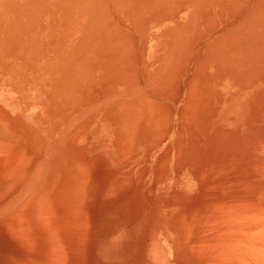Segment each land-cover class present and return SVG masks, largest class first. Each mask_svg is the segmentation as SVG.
Masks as SVG:
<instances>
[{"label": "rangeland", "instance_id": "obj_1", "mask_svg": "<svg viewBox=\"0 0 264 264\" xmlns=\"http://www.w3.org/2000/svg\"><path fill=\"white\" fill-rule=\"evenodd\" d=\"M1 1L4 2L5 0H0V13L2 12L0 18L2 17L1 19L4 22L1 24L2 38L4 32L9 31L8 27L12 24L11 22L14 21L11 26V38L9 35L8 38L6 37L8 31L5 35L6 38L4 37L8 41L10 39L11 41L23 40L17 38L21 35L22 30L19 31L15 28H21L22 26L34 34L33 41L36 40L35 43L42 44L38 47L40 50H59L58 44L61 41L60 28L62 25H60L61 16L58 13L60 6H58L59 2L57 0H53L54 3L52 0H48V12H45V7H38V2L35 0H6L3 5ZM27 1L35 2L30 3ZM28 3L31 5L37 4L36 6L39 8H36L35 5H33L35 8L31 7L32 10L36 11L37 9V14H27L32 17L30 21H28L27 18L29 17L27 15L22 16L19 14V16L16 13L22 5L27 4V7H30L31 5ZM93 5H95V2ZM97 6H95L96 9ZM98 9V14H100ZM104 13L100 15L103 16ZM15 14L19 17V20L17 18L18 22L23 17L22 22L16 23L19 27L15 25L17 17ZM105 15L107 14L105 13ZM26 20L27 22H25ZM13 25L15 30L12 28ZM164 28L161 25L157 27L155 25L149 26L145 31V33H149V39H147V42L145 41L146 43L143 42L145 39L141 38L140 32L110 30L112 34L109 35L113 36L111 43L113 44L116 41L118 43L116 46L120 48H116L120 57L118 60L114 59L117 63L115 61L110 63V66L114 64V69L111 67V69L109 68L111 71L105 69V63H99L101 60L99 51H94L93 58L81 64H84L82 67L85 69V64L88 63L89 66H87L86 72L81 71V65L78 64L80 65V72H77L79 74L75 75L73 71L70 73H74L78 79L75 81L77 83L74 80L69 81L73 79L74 75H71L72 77L69 76L71 78L68 79L69 82L65 81L62 84L64 86H61V88H67L66 86L69 87V85L70 87L72 85L80 86L77 90L76 87H71L77 92L70 89L71 94L74 92L76 96L75 94L72 96L68 91L70 98L67 96L68 93L65 90H69V88L60 90V87H52L51 91L56 90L57 92L43 93V95L40 93L39 103L36 106L33 105L24 113L22 121H18V129L24 134L27 145L24 144L23 148L19 149V147H15L17 142L13 139L12 141L7 137L4 138V141L0 139L2 142L1 147L8 146V149L7 146L6 148L0 147L1 212L6 210L2 208V205L7 207L8 204H5V202L12 201L26 181L27 183L36 182L38 177L33 178L35 177L33 173L36 171L39 176L45 166L47 169L44 168L45 171L43 170V172L48 173L44 174L42 181L39 180V177L37 184L42 182L39 184L42 185L40 196H42V193L44 195V192L47 196L46 193L49 192V197H47L49 199L44 196L43 198H46L45 201H49L51 204V208L47 207L45 201L43 200L44 203L42 204L41 200V204L37 205L36 209L28 214L29 226L16 224L15 211L11 212V215L9 213L12 209L11 206L7 207L6 211H8V208L10 209L8 213L3 212L4 216L0 212V264H232L231 262L227 263L228 259L225 258L228 251V245L226 244L235 241L231 237L233 234L228 225V220L233 221V223L230 222L231 227L233 224L235 227L237 225L239 227L240 222L235 220L244 218L241 215L249 209L254 188L257 187L258 171L253 142L244 141L246 140L245 133L234 122L230 123L228 121L226 125H215L212 128H210L211 126L205 127V124L208 123L206 118L212 106L210 104L209 86L206 84L207 82H205L206 85L203 83L205 81L204 77H202V82L201 74L197 71L199 69L197 61L200 60H197L199 55L197 46L198 49L196 47L193 49L194 46L190 48L192 54L188 48V50L185 49L186 54L189 51L190 56H195L193 59L191 58L192 60L189 55L184 53L181 54V56L183 55L180 58L181 60L176 61L179 64H177V67H173L175 71L172 69L176 80H172L174 77L172 74H170L173 76L172 78L169 75L170 77H163L166 78L163 80L162 76L166 72L158 75L160 73L157 72L159 68L163 69L162 66L159 67L161 61H158V58L168 50V48L165 50L166 41L159 38ZM5 29L7 30L5 31ZM8 41L4 40V42ZM52 43L53 45L49 46ZM143 46L146 50L142 49ZM115 47L112 48L115 49ZM38 48L37 50H39ZM142 53L145 54L142 55ZM58 63L53 61H29V63L23 61L19 64L25 65V69L23 65H20L24 76L30 77L44 71L49 75L47 79H57L60 76L57 71L58 66H60V63ZM115 68L117 70L116 74L114 73ZM195 68H197L196 72L198 74L195 73ZM162 69L161 73L165 70ZM132 70L134 71L133 75L131 74ZM90 72L92 75L90 74L89 77H87L88 75L84 76ZM154 72L156 78L152 80L151 77L153 81L151 84L156 87L150 86L151 84L148 82L149 77L153 76ZM194 73L196 76L200 75V77H197V79ZM106 75H111V79ZM112 75H114L113 79ZM116 75H119V78ZM104 76L107 78L105 79ZM189 76L195 79H191ZM81 77L88 78V82L87 79L84 80ZM89 78L91 79L89 80ZM188 78L194 80V82L191 83ZM160 79L163 81H159ZM182 79L184 82H182ZM196 79L200 82H196ZM155 81L162 84H156ZM185 81L190 82L191 86L187 87L188 83ZM100 82L107 86L101 88L103 92L119 90L114 95L116 98L113 102V105L115 103L117 105L115 104L114 108H112V105L110 106L113 111L109 109L112 115L105 111V115L104 113L103 115L99 114L96 118L91 113L95 107L94 102L91 100L95 99V94H99L97 92L98 89L100 90ZM187 88L189 91L193 89V92L192 90L189 92ZM152 89H156L157 92ZM174 89L177 90L173 91ZM181 89L183 91H180ZM36 92H28V96L34 97ZM37 94L39 93L37 92ZM63 94L65 95L63 96ZM15 95L18 97V94ZM190 96L193 97L190 98ZM195 96L198 98L196 99ZM79 98L81 101L83 99L82 103H85V105H81ZM143 98L145 99L142 100ZM71 99L76 100V102L72 100L75 102L73 104ZM190 99L192 103H190ZM86 101H91L94 105H90V102L86 103ZM140 101L142 103L145 101L146 104L143 105ZM76 105L83 106L80 109L82 112H78L83 116L77 114L80 117L75 119L77 117L75 115L71 121L63 118L65 113L68 110L73 111V107L76 108ZM143 108L147 110L143 111ZM138 109L141 110L142 115L138 112ZM59 110L61 111L58 112ZM125 110H127L126 113ZM0 112L1 115L9 113L8 108L4 107L3 103H0ZM11 112H16V110L12 109ZM74 122H76V125ZM64 128L66 131L73 133L72 135H79V144H73L72 141H67L64 144L59 142L60 136H62L60 133L66 132ZM204 130L208 133H205ZM233 131L235 132L233 133ZM237 138L242 140L239 141ZM62 139V141L69 140L67 136ZM238 142H241L240 145ZM218 147L221 148L216 149ZM50 150L59 152L62 159L60 160L57 155L54 159L50 158L51 156H48ZM247 161L250 163H246ZM71 162L78 163L76 164L78 168L70 166ZM80 164H83V168ZM241 165L243 166L241 167ZM43 172L41 173L42 176ZM245 175L246 177L250 175V177L246 178ZM41 206H45L43 207L45 210L47 207V211L42 210ZM234 207L238 211L240 210L239 215L235 212L237 209H234ZM232 210H235V213ZM43 211L46 212L45 215H43ZM39 213L40 218L38 217ZM223 214L224 216H222ZM10 217L12 218L10 219ZM46 226L51 228L49 229ZM225 227L230 229L229 232H226L228 228L225 229ZM28 228L31 233L28 232L29 230L27 231ZM18 231H20V234L16 235ZM24 231L27 234L24 235ZM28 233L37 240L34 239L35 242L33 243L29 240V242L26 241L27 237L24 239L23 235L29 236ZM51 233L53 236H51ZM28 239H30V236ZM56 243L57 246L54 245Z\"/></svg>", "mask_w": 264, "mask_h": 264}, {"label": "bare ground", "instance_id": "obj_2", "mask_svg": "<svg viewBox=\"0 0 264 264\" xmlns=\"http://www.w3.org/2000/svg\"><path fill=\"white\" fill-rule=\"evenodd\" d=\"M15 1H17V0H15ZM35 1L38 2V5L36 4L38 7H41V8L45 7L44 8L45 12L46 11L48 12V5H49L48 0H35ZM35 1H33V2L31 1V2L34 3ZM52 1H51V3H52ZM1 2L3 5L4 2L3 1H1ZM27 2H30V1H27ZM46 2H47V4H46ZM57 2H59L58 6H60V8H59L60 10L58 13L61 16V19H60L61 24L60 25H62V27L60 28V30H61V41L58 44L60 48H59V50H56V51L40 50L38 47L42 46V44L35 43L36 40L33 41V38L35 37L34 34L29 32L28 29H24L22 26L20 28L17 25L23 21V17H22V20H20L18 22L17 18L19 20V17L16 14H15V16H17V17H16L15 25H17L19 28L15 27L14 25L12 28L14 29V27H15L19 31L22 30L21 35L17 36V38H22L23 40L20 41V39L19 40L16 39V40L11 41V39H10L12 36V34L10 33L11 32V26H12L14 21H12L11 22L12 24L8 27L9 31L7 30L8 28L5 29V31L7 30L9 33H7V31L4 32V37L7 33L6 37L8 38L10 36V38H9L10 41L5 39L6 37L2 38V34H1L2 25L1 24L4 22L1 19L2 17L0 18V103H3L4 107H7L8 111H9V113H8L9 115L7 114L8 116L5 114L1 115V112H0V115L2 116L0 118V137H1L0 139H3V141H4L5 137L10 138L11 141L13 139L15 142H17V145L15 147H19V149L23 148L24 144L27 145L26 140H24V134L18 129V124H17L18 121H22V119L24 118V115H25L24 113H26V111L29 110L33 105L36 106V104L39 103L38 98H39L40 93H41V95H43V93L50 94L52 92L51 91L52 87L53 88L54 87H58V88L60 87V90L69 88V90H65L66 93L70 92V89L75 88V87H76L75 89L77 90L78 87H80V86L77 87L76 84H75L76 86L71 84L72 86H74V87L71 86L72 88L70 87V85H69V87L66 86L67 88H64V87L61 88V86H64L62 84L65 81H68V79H70L74 75V73H75V75L79 74L77 72L78 71L80 72V70H79L80 65L82 64V62L85 63V61H87L88 59L93 58L92 55H93L94 51L95 52L99 51L98 52L100 55L99 58L101 59L99 63H102V64L105 63V66H104L105 69L107 68V70H108L110 67L114 69V67H115V66L113 67L114 64L113 65L111 64V66H110V63H114L113 62V61H115L114 59L118 60V58H120L119 54H118V49H120V48H118L119 46H116L118 44L116 41L113 42V44L111 43L113 36L109 35L112 32L110 30L115 29V30H117L116 32H120V31L121 32L122 31L140 32L141 38L143 37L145 39L143 42H145V41L147 42V39H149L148 38L149 33H145V31L147 30V28L149 26H153V25H155V27L160 26V25L164 26L165 28L163 29V32L159 38L160 39L162 38L161 39L162 41H164V40L166 41L165 50L167 48H168V50L166 51L167 54H165L166 52L163 51L164 54L158 58L159 59L158 61H161L160 62L161 65H159V67L162 66L163 69H165V70H163L161 68L163 70V72L161 73V69L158 67L160 71L158 70L157 72L158 73L160 72V73L159 74L156 73V74L162 75L163 73L166 72V74L162 76L163 80L166 79L163 77H168L170 74H172L174 76L172 69L174 66L177 67V64H179V63H176V61L178 59L181 60L180 58L183 56V55L181 56V54L185 53V55H189L192 52V50H190V48H192L194 46L193 47V49H194L197 46L199 48V50L197 51L198 48L196 47L197 53L199 52L197 60L200 59L199 61H197L198 64L196 63L199 67V69L197 71L200 72L201 79H202V77H204L203 79L205 81L203 82V79H202V82L204 84H205V82H207L206 84L209 86L210 104L212 106L211 110L209 111V114L207 115L208 117L206 118V122H208V123L205 124V127L211 126L210 128H212L215 125H223V124L226 125L228 121L230 123L234 122V124H236L237 127L242 132L245 133V135H246L245 139L246 140H244V141L248 140V141L253 142V147H254V152H255L254 156L256 157V161H257L256 162V168L258 171V172L256 171L257 172V183H256L257 187L254 188L253 198L250 199V203H249V209L244 213L242 212L243 214L241 216H244V218H241V219L239 218V220H235V221L240 222L239 227H238V225H237V227H235L233 224V226H232L233 228H232L230 225V222L233 223V221L228 220V225L230 226L232 234H233L231 237L234 238L235 241L233 243L226 244V245H228V248H227L228 251H227V256L225 258H226V260L228 259L227 263L231 262L232 264H264V0H57ZM94 2H95V5H93ZM30 3H28V4H30ZM53 3H54V1H53ZM14 4H16V3H14ZM19 5H21V4H19ZM33 5H35V4H32L30 7L29 6L27 7V4L25 6L22 5V6H20V9H19L20 11L18 10L16 13H18V15L20 14L22 16L23 15L26 16L27 14L28 15H34V13L37 14V12H36L37 9H36V11L32 10L33 8H35ZM15 6H18V5H15ZM37 6H36V8H38ZM95 6H97L99 8V9L98 8L97 9L99 10L100 14L105 12L107 15H105V13L103 14V16L98 14V11L95 8ZM4 7H6V6H4ZM10 7H9V9H10ZM31 7H33V8H31ZM95 11H96V13H95ZM28 17L29 18H27V19H28V21H30L32 17H30V16H28ZM103 17H105V18H103ZM101 18L103 19V21ZM10 19H11V17H10ZM99 19H100V21H99ZM25 22H27V20ZM27 24H29V23H27ZM55 27H57V26L55 25ZM17 33H18V31H17ZM124 34L126 35V33H124ZM138 34H137V36H139ZM134 35H135V32H134ZM118 38H120V37H118ZM132 38H134V37H132ZM2 39H3V41H2ZM4 40H6L8 42H4ZM133 40H136V39H133ZM131 41H132V39H131ZM114 43H115L116 47L114 46ZM52 45H53V43L49 44V46H52ZM111 45H113V46H111ZM145 46H146V44H145ZM112 47H115V49ZM37 48L40 51L37 50ZM116 48H118V49L116 50ZM187 48L190 51V53L188 51V54H186L187 51H185V49L188 50ZM112 49H114V51H112ZM142 49H145L144 46L142 47ZM195 53H193V54H195ZM143 54H145V53H142V55ZM190 55H189L190 59L191 58L193 59V57H195L193 55L192 56H190ZM199 56H200V58H199ZM131 60H132V58H131ZM23 61H25V62L28 61V63H29V61H31V62H33V61H53V62H57V63L59 62L60 66H58L57 71L60 73V76L57 79H47V76H49V75H47L46 72H44V71H42V73L33 74L30 77L24 76L22 71H21V67H20L21 64H19L20 62H23ZM191 62L193 63V61H191ZM115 63H117V62L115 61ZM78 64H80V65H78ZM87 64L88 63L86 62L85 69H84V67H82L84 64L81 65V67H80L81 71H83V70L85 71L87 69V66H89ZM188 64H190V62H188ZM24 66L25 65H23V67ZM23 67H22V69H23ZM187 67H188V65H187ZM189 67H190V65H189ZM195 67H196V65H195ZM24 69H25V67H24ZM110 69H109V71H111ZM186 69H188V68H186ZM196 69L197 68H195V73H197ZM190 70H191V68L189 69V71ZM72 71L74 73L70 74ZM116 71L117 70L115 68V70H114L115 74L117 73ZM185 71H183V72L185 73ZM112 72H113V70H112ZM131 72H132L131 74L133 75L134 71L132 70ZM155 72L153 73V76H154ZM169 72H171V73H169ZM81 73L83 74V72H81ZM195 73H194V75L196 76ZM90 74H91V72L88 74H85L84 76L88 75L87 77H89ZM75 75L73 76V79L69 80V81H73V80H74V82L77 81L78 79L75 77ZM172 75H170L171 78L173 77ZM188 75H189V73H188ZM69 76H71V77L69 78ZM112 76H113L112 77V79H113L114 75H112ZM153 76L149 77L150 80H148V82H150V84L153 83L152 80H155V78H156V76H154V78H153ZM74 77H75V79H74ZM110 77H111V75L108 78L111 79ZM146 77H147V75H146ZM151 77H152V80H151ZM183 77H185V76H183ZM189 77L191 78V76H189ZM194 77H192V78L195 79ZM197 77H200V75L196 76V78ZM81 78H83V77H81ZM91 78H93V77L91 76ZM91 78H89V80ZM104 78H105V76H104ZM117 78H119V75L117 76ZM83 79L84 80L87 79L86 81L88 82V78L85 77ZM157 79H159V78L157 77ZM191 79H189V80H191ZM163 80L160 79L159 81H163ZM168 80H169V78H168ZM172 80H176V77L174 76L172 78ZM104 81H106V80H104ZM188 81L187 82L185 81L186 83H188L187 87L191 86L190 82L191 83H192V81L194 82V80H191L190 82H188ZM74 82H73V84H74ZM107 82H104V83H107ZM182 82H184L183 79H182ZM196 82H200V81L197 80ZM75 83H77V82H75ZM158 83L162 84V83L157 81L156 84H158ZM164 83H166V82H164ZM78 84H79V81H78ZM100 84H101V82H100ZM107 84H109V83H107ZM134 84H136V83H134ZM205 85H204V87H205ZM104 86L107 87L106 84H104V85L101 84L100 90L98 89V92H97L99 94L98 95L95 94V97H94L95 99H93V100L90 99L95 104V107L93 106L94 109L92 110L91 113H92V116H95L96 118L98 117L99 114L103 115V113H104V115H105L106 114L105 111H107V113L109 115L110 114L112 115V113H110V112L113 110L110 109V106L112 105L113 106L112 108H114V105L116 104L115 103L113 105V102L115 101V98H116V96H114V95L118 93L119 89L103 92V89H101V88H103ZM150 86H153V84H151ZM167 86H168V84H167ZM148 87H149V85H148ZM153 87H150V88H153ZM157 87H159V86H157ZM90 88H91V85H90ZM182 89L180 91H183ZM198 89H199V86H198ZM60 90H59V92H60ZM76 90L75 91L73 90V91L77 92ZM152 90H154V92L156 91V89H152ZM175 90H177V89H174L173 91H175ZM187 90L189 91L188 88H187ZM191 90L193 92V89H191ZM34 91H37L39 93V94H37V92H36V96H34L36 98L31 97V95L28 96V94H29L28 92L34 93ZM147 91H149V90L147 89ZM53 92H57V91L55 90ZM74 92H73V94H71L72 92H70V94L73 96L75 94ZM143 92H144V90H143ZM152 93H153V91H152ZM15 94H18V97ZM68 94H67V96L69 97L70 94L69 95ZM176 94H177V91H176ZM64 95L65 94H63V96ZM75 96H76V94H75ZM187 97H189V96H187ZM192 97L190 96V98H192ZM145 98H143L142 100H144ZM195 98H196V96H195ZM53 99H52V101H53ZM55 99H56V97H55ZM196 99H194V100H196ZM72 100H74V99H71V101ZM68 101H70V99H68ZM74 101L76 102V100H74ZM74 101H72L73 104L75 103ZM80 101H81V99H80ZM82 101H83V99H82ZM82 101L80 103H82ZM91 101H88V102L86 101V103L90 102V105H94L93 102H91ZM170 101H171V99H170ZM173 101H174V98H173ZM176 101H178V100H176ZM176 101H175V103H176ZM120 102H121V100H120ZM140 102L142 103V101H140ZM143 102L144 103H142V104L145 105L146 104L145 101H143ZM190 103H192V100ZM81 105H85V103H82ZM81 105H78V106L76 105L77 106L76 108L73 107V111L68 110L67 113H65V115L63 116V118L70 119L69 121H71V119L73 120V117L75 115L77 116V114H79L78 112L81 111L80 109H82V107H83ZM129 105H131V104H129ZM122 106H123V104H122ZM12 109L13 110L15 109L16 112H11ZM109 109L111 110L110 112H109ZM123 109H124V106H123ZM127 109H129V108H127ZM139 109H138V112L141 113V110L139 111ZM121 110H122V108H121ZM146 110L147 109L144 110V108H143V111H146ZM60 111L61 110H59L58 112H60ZM126 111L127 110H125V113H126ZM39 112H41V111H39ZM122 114H123V112H122ZM142 114L143 113H141V115ZM79 115L81 116L82 114H79ZM113 115H114V113H113ZM128 115H129V113H128ZM80 116H77L75 119H78ZM3 117L6 119H4ZM129 119H131V118H129ZM133 120H135V119H133ZM71 124H72V122H71ZM74 124L76 125V122H74ZM62 125H64V124H62ZM68 125H70V124H68ZM73 125H72V128H73ZM131 125H132V123H131ZM78 126H79V124H78ZM126 126H128V125H126ZM199 126H200V124H199ZM67 127H69V126H67ZM70 127H71V125H70ZM76 128H77V126H76ZM127 128H129V127H127ZM132 128H133V125H132ZM132 128H130V129H132ZM237 129H236V131H237ZM64 130H65V128H64ZM68 130H69V128H68ZM229 131L231 132V130H229ZM234 132L235 131H233V133ZM205 133H208V132L205 131ZM60 134H62V136H60V139H59V142L61 144L67 143V141H72L73 144H79L78 143L80 140L79 135H76L75 133H74L75 135H72L73 133H71L69 131H66V132L63 131ZM232 135H234V134H232ZM64 136H67L69 138V140L62 141L63 140L62 138H64ZM239 136H240V133H239ZM237 140H239V139L237 138ZM240 140H242V139H240ZM11 141H9V142H11ZM241 142H238L239 145ZM1 143L2 142L0 141V147H1ZM6 146L7 145L2 146L1 148H3V147L6 148ZM249 147H251V146L249 145ZM249 147H248V149H249ZM219 148H221V147H218L216 149H219ZM7 149H8V146H7ZM5 151H7V150H5ZM188 151H189V149H188ZM224 151H226V150H224ZM232 151L234 152V150H232ZM8 152L10 153V151H8ZM235 153L237 154L236 151H235ZM227 154H229V153H227ZM56 155H57V157L60 158V160L62 159V155L60 156L59 152H55L53 150L52 151L50 150V152L48 154V156L49 157L51 156L50 158H52V159H54ZM246 163H250V162L247 161ZM76 164H78V163H76ZM76 164H74V162H71L69 165L72 167L75 166L78 168V166H76ZM243 164H244V162H243ZM82 165L80 164V166H82ZM242 166L243 165H241V167ZM238 167H240V166H238ZM44 168H46V166ZM44 168H43V170H44ZM82 168H83V166H82ZM246 169H244V170H246ZM43 170H42V172H43ZM70 170H73V169H70ZM35 173H36V171H35ZM35 173H33L35 175V177H33V178L38 177L36 182L27 183V181H26L20 187V190L18 191L19 193L17 195H15L14 197L12 196L13 200L10 201L9 203L5 202V204H8L7 207L11 206V208H12L11 210L8 208V211L10 210L9 211L10 215H11V212L13 213V211H15V217L14 218H15V221L17 222L16 224L19 226L20 225L21 226H23V225L29 226L28 225V214L30 212H32L33 210H35L37 205L41 204V202H40L41 200H42V204H43L45 199L47 197H49L48 196L49 192L46 193L47 196H45V192H44V195L42 193V196H40L41 192H42V185L41 186L39 185L42 183L41 181H42V178H44V174L46 175V173H48V172H46V173L43 172V176L41 175V173L39 174V176L37 173L36 174ZM244 174H245V171H244ZM248 176L250 177V175H248ZM39 177H40V179H39ZM245 177H246V175H245ZM38 179L41 180L40 181L41 183L38 182V184H37ZM248 180H249V178H248ZM34 181H35V179H34ZM53 181H54V179H53ZM54 183H55V181H54ZM253 184H255V183H253ZM52 185L54 186V184H52ZM43 196L46 198H43ZM47 199H49V198H47ZM47 202H48V204H50L49 201H45V206L50 207L51 204L48 205ZM45 206H43V207H45ZM7 207H6V205L4 207L2 205V208L4 210L5 209L7 210ZM14 207H15V209H14ZM43 207L41 206L42 210H45V208L43 209ZM47 207H46L45 211H47V209H48ZM234 209H237V208L234 207ZM5 211H3V212L5 213ZM8 211H6V213H8ZM239 211H238V209H237V211H235V212H237V215H239ZM0 212H1V207H0ZM3 212H1L2 216H4ZM40 213H39L38 217L40 216ZM45 213L46 212H44L43 215H45ZM225 214H226V212H225ZM7 215H9V214H7ZM222 216H224V214ZM41 217H43V216H41ZM11 218L12 217H10V219ZM230 219H232V218L230 217ZM45 221H44V224H45ZM47 225H48V222H47ZM46 227L49 228V226H46ZM228 227H225V229H227ZM23 228L25 229V227H23ZM7 230H9V229H7ZM17 230H18V228H17ZM21 230H23V229H21ZM28 230H29V228L27 229V231ZM229 230L230 229L228 228V230L226 232H229ZM14 231H15V229H14ZM14 231H12V232H14ZM30 231L31 230H29L28 232H30ZM19 232L20 231L16 232V233H18L16 235H19L20 234ZM55 233H57V232H55ZM23 234L25 235L27 233L24 231ZM23 234H21V235H23ZM24 235H23L24 239H25V237H27L25 239L26 241L29 240L30 242L32 241V243H33L37 240V239L33 238L34 236L32 237L30 234H29V236H30V239H32V240L28 239L29 236H24ZM226 235H228V234H226ZM51 236H53L52 233H51ZM54 237H56V236H54ZM54 237H52L53 240H55ZM24 239H23V241H24ZM34 239H35V241H34ZM56 239H58V238H56ZM32 243H29V244H32ZM54 245L57 246V243ZM63 250H65V249H63ZM63 250H62V252H63ZM201 252H202V250H201ZM55 256L57 257V255H55ZM64 257H66V256H64ZM29 260H30V258H29ZM60 264H62V263H60Z\"/></svg>", "mask_w": 264, "mask_h": 264}]
</instances>
